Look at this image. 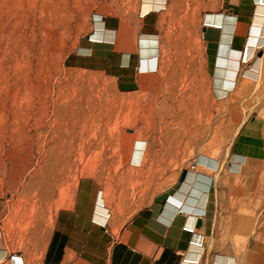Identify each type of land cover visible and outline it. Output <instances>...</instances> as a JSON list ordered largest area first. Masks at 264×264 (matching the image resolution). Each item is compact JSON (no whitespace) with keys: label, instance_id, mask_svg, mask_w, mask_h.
I'll list each match as a JSON object with an SVG mask.
<instances>
[{"label":"crops","instance_id":"obj_1","mask_svg":"<svg viewBox=\"0 0 264 264\" xmlns=\"http://www.w3.org/2000/svg\"><path fill=\"white\" fill-rule=\"evenodd\" d=\"M254 1L225 0L197 30L168 0H107L65 61L113 79L137 126L113 175L80 177L49 222L0 202V264H264Z\"/></svg>","mask_w":264,"mask_h":264},{"label":"rangeland","instance_id":"obj_2","mask_svg":"<svg viewBox=\"0 0 264 264\" xmlns=\"http://www.w3.org/2000/svg\"><path fill=\"white\" fill-rule=\"evenodd\" d=\"M168 1L198 30L225 0ZM108 12L107 0H0V202L34 214L37 228L80 177L113 175L119 133L141 114L113 79L65 61L93 15ZM262 69L253 115L264 121V62ZM54 146L63 151L49 153Z\"/></svg>","mask_w":264,"mask_h":264},{"label":"bare ground","instance_id":"obj_3","mask_svg":"<svg viewBox=\"0 0 264 264\" xmlns=\"http://www.w3.org/2000/svg\"><path fill=\"white\" fill-rule=\"evenodd\" d=\"M156 0H153V2L151 3V6L154 7V3ZM258 4V12H257V16H256V24L259 26L258 30L255 31L253 33L252 36V43H251V48H254V46L256 45L257 40H261L264 37V0H255ZM147 5L145 7V9H147ZM143 45H146V43H143ZM147 48V47H146ZM251 58V57H250ZM22 138V137H21ZM20 139V138H19ZM139 146V145H138ZM52 149V150H51ZM50 149L49 153H61L63 150V148H57V146H54L53 148Z\"/></svg>","mask_w":264,"mask_h":264}]
</instances>
